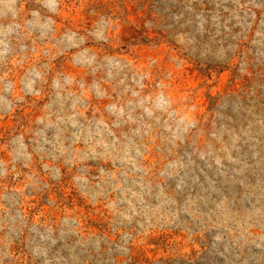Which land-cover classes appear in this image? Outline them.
<instances>
[{
  "label": "rangeland",
  "instance_id": "1",
  "mask_svg": "<svg viewBox=\"0 0 264 264\" xmlns=\"http://www.w3.org/2000/svg\"><path fill=\"white\" fill-rule=\"evenodd\" d=\"M0 264H264V0H0Z\"/></svg>",
  "mask_w": 264,
  "mask_h": 264
}]
</instances>
